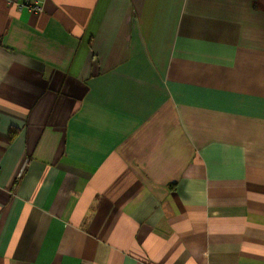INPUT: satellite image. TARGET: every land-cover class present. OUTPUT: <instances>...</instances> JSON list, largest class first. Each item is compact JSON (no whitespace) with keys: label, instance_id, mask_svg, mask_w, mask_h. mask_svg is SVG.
<instances>
[{"label":"crops","instance_id":"0c3cea01","mask_svg":"<svg viewBox=\"0 0 264 264\" xmlns=\"http://www.w3.org/2000/svg\"><path fill=\"white\" fill-rule=\"evenodd\" d=\"M0 166V264H264V0H0Z\"/></svg>","mask_w":264,"mask_h":264},{"label":"built area","instance_id":"2783aa9c","mask_svg":"<svg viewBox=\"0 0 264 264\" xmlns=\"http://www.w3.org/2000/svg\"><path fill=\"white\" fill-rule=\"evenodd\" d=\"M9 5L16 9L26 10L27 12L38 15L42 11L43 0H5ZM23 170V166L20 167L15 175L14 184L20 177ZM1 171V166H0Z\"/></svg>","mask_w":264,"mask_h":264}]
</instances>
